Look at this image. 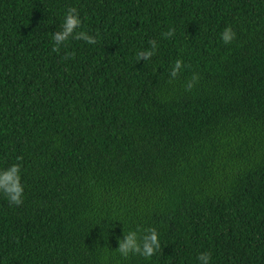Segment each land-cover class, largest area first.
Wrapping results in <instances>:
<instances>
[{
	"label": "trees",
	"instance_id": "16d2710c",
	"mask_svg": "<svg viewBox=\"0 0 264 264\" xmlns=\"http://www.w3.org/2000/svg\"><path fill=\"white\" fill-rule=\"evenodd\" d=\"M70 7L96 43L53 51ZM14 163L0 264H264V0H0V168ZM150 226L161 252L121 258L117 237Z\"/></svg>",
	"mask_w": 264,
	"mask_h": 264
},
{
	"label": "clouds",
	"instance_id": "9594fccd",
	"mask_svg": "<svg viewBox=\"0 0 264 264\" xmlns=\"http://www.w3.org/2000/svg\"><path fill=\"white\" fill-rule=\"evenodd\" d=\"M82 20L80 14L75 7H70L63 14V21L60 24V30L51 33L53 41V51H57L70 39L83 40L88 44H95L94 37L88 35L81 28ZM165 37L173 36V32L169 30L162 34ZM220 39L224 44H230L235 39V33L230 27H225L220 33ZM158 50L155 40L148 41V47L136 54L138 62L141 60H150ZM181 68V62L177 60L171 68L170 76L175 78ZM198 76L194 73L191 80L187 84V89H191ZM24 187L21 183V168L18 163L11 164L7 167L0 168V195H3L10 205L19 206L22 203ZM118 247L116 252L123 259L130 257H142L150 260L152 257L161 252L160 234L155 227L134 228L127 232L123 231L122 238L117 237ZM198 264H211V254L201 252L197 256Z\"/></svg>",
	"mask_w": 264,
	"mask_h": 264
}]
</instances>
